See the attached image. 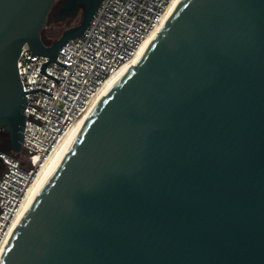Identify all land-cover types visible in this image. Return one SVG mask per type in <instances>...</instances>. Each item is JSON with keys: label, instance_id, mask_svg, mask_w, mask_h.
Segmentation results:
<instances>
[{"label": "water", "instance_id": "95a60500", "mask_svg": "<svg viewBox=\"0 0 264 264\" xmlns=\"http://www.w3.org/2000/svg\"><path fill=\"white\" fill-rule=\"evenodd\" d=\"M0 0V131L22 152L25 45L103 0ZM0 264H264V0H181L36 195Z\"/></svg>", "mask_w": 264, "mask_h": 264}, {"label": "built area", "instance_id": "2783aa9c", "mask_svg": "<svg viewBox=\"0 0 264 264\" xmlns=\"http://www.w3.org/2000/svg\"><path fill=\"white\" fill-rule=\"evenodd\" d=\"M173 0H103L85 34L68 41L57 61L34 54L28 45L18 59L26 93V126L20 154L0 150V254L28 187L45 158L66 131L88 110L107 79L137 55L146 38L160 27Z\"/></svg>", "mask_w": 264, "mask_h": 264}, {"label": "bare ground", "instance_id": "6f19581e", "mask_svg": "<svg viewBox=\"0 0 264 264\" xmlns=\"http://www.w3.org/2000/svg\"><path fill=\"white\" fill-rule=\"evenodd\" d=\"M181 0H173L171 3L165 19L160 27H158L154 32H152L146 40L141 45L140 49L138 50V53L136 57L129 63L125 64L118 72L111 75L107 81L103 84V86L100 88V90L97 92V94L92 99L90 106L87 110V112L76 122L74 123L62 136V138L58 141V143L54 146V148L51 150V152L42 159L41 165L39 168V172L35 176V179L33 183L28 187L24 200L21 203L20 210L18 211L16 218L14 219L12 226L10 228L11 235L14 232L15 228L19 224L20 220L23 218L24 214L32 204L33 200L35 199L36 195L39 193L41 188L44 186V184L47 182V180L50 178V176L53 174V172L56 170V168L61 163L62 159L66 155L68 149L70 148L72 142L76 138L77 134L79 133L80 129L86 122L87 118L91 114V112L96 108V106L99 104V102L106 96V94L109 92V90L116 84V82L127 72L129 68L134 66L140 57L144 54V52L147 50L151 42L154 40L158 32L161 30L163 25L166 23L168 18L171 16V14L174 12V10L177 8L178 4ZM10 235V236H11ZM10 238V237H9ZM1 255V254H0Z\"/></svg>", "mask_w": 264, "mask_h": 264}, {"label": "rangeland", "instance_id": "374dc122", "mask_svg": "<svg viewBox=\"0 0 264 264\" xmlns=\"http://www.w3.org/2000/svg\"><path fill=\"white\" fill-rule=\"evenodd\" d=\"M61 1L62 0H56L55 1L53 9H52V11L50 13V16L48 18V22H47L45 28L43 29L44 34L47 33V32L49 33V31H53L54 32V35H55L54 39H53L54 41L58 40L61 37V35L64 33V31H66L68 28L72 27L71 24L59 25L56 22H54V19H53L54 18V13L59 8ZM82 13H83V11L81 10L80 14L78 15V19H77L78 20V24H80L81 21H82ZM19 156L21 157L22 160H25V158H26L24 153L20 154Z\"/></svg>", "mask_w": 264, "mask_h": 264}, {"label": "trees", "instance_id": "16d2710c", "mask_svg": "<svg viewBox=\"0 0 264 264\" xmlns=\"http://www.w3.org/2000/svg\"><path fill=\"white\" fill-rule=\"evenodd\" d=\"M65 0H62L60 2V4L62 2H64ZM54 6V5H53ZM54 32L53 31H49V33H45L42 31V38L43 41L45 42V44L47 45H52L55 41L54 39ZM0 150L4 151V152H11V145H10V140H9V136L8 134H6L5 132H3L2 130L0 131Z\"/></svg>", "mask_w": 264, "mask_h": 264}, {"label": "flooded vegetation", "instance_id": "af4514ba", "mask_svg": "<svg viewBox=\"0 0 264 264\" xmlns=\"http://www.w3.org/2000/svg\"><path fill=\"white\" fill-rule=\"evenodd\" d=\"M81 10L79 11V13L77 14L76 17L72 18V17H67L65 19H63L61 22L57 23L59 25H62V24H71V26H75L78 24V15L80 14Z\"/></svg>", "mask_w": 264, "mask_h": 264}]
</instances>
